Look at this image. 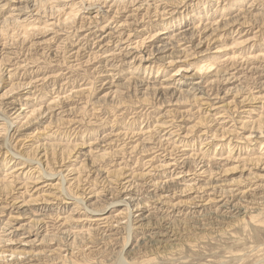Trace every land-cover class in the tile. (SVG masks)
Returning a JSON list of instances; mask_svg holds the SVG:
<instances>
[{
	"label": "clouds",
	"instance_id": "1",
	"mask_svg": "<svg viewBox=\"0 0 264 264\" xmlns=\"http://www.w3.org/2000/svg\"><path fill=\"white\" fill-rule=\"evenodd\" d=\"M0 264H264V0H0Z\"/></svg>",
	"mask_w": 264,
	"mask_h": 264
}]
</instances>
